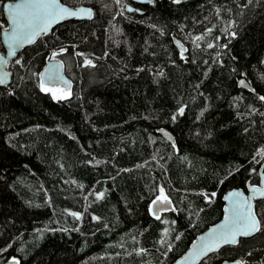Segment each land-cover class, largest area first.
I'll list each match as a JSON object with an SVG mask.
<instances>
[{"label": "trees", "instance_id": "obj_1", "mask_svg": "<svg viewBox=\"0 0 264 264\" xmlns=\"http://www.w3.org/2000/svg\"><path fill=\"white\" fill-rule=\"evenodd\" d=\"M62 1L95 14L19 50L0 85V264H170L222 216L225 190L264 171V0ZM50 56L66 95L41 88ZM254 203L257 233L199 264H264Z\"/></svg>", "mask_w": 264, "mask_h": 264}, {"label": "water", "instance_id": "obj_2", "mask_svg": "<svg viewBox=\"0 0 264 264\" xmlns=\"http://www.w3.org/2000/svg\"><path fill=\"white\" fill-rule=\"evenodd\" d=\"M138 4H145L149 0H131ZM23 0H4L2 3V12L4 19L6 21V27L0 31V39L3 46V51H0V77L5 79V82L0 85H6L10 83L12 79V71L8 67L9 60L12 59L16 53L22 48L33 44L40 36L48 34L52 29L59 23L69 20V19H90L94 16V9L92 6L85 4H78L71 6L62 0H59L60 4L72 11H78L79 9L90 10L91 15L79 14L77 16H64L62 19H55L47 25V31L40 32L39 35H36L33 38L32 43H23L22 45L18 43H12V29L14 27L12 21L9 19V5H15L16 3H21ZM129 10L134 9L132 3L127 4ZM139 10V9H138ZM22 12H28L26 9H21ZM45 16L43 13L35 21V29L44 26ZM173 41L180 50L181 54L185 55L186 46L181 42L180 39L174 37ZM12 43V47L15 50L14 55H9V44ZM39 79L41 84L47 87H60L63 90H70L72 87V80L65 73L63 62L57 58L50 56L43 67L39 71ZM243 82V83H242ZM238 85L242 88L248 89L251 87V84L244 75V72L241 73V77L238 79ZM158 131L169 141H173V134L170 133L167 129L161 127ZM259 183L248 184L246 189L241 187H231L225 190L222 199V216L210 223L202 231L196 234L195 238L189 244L187 249L177 258H175L170 264H199L203 258L209 255L212 252L220 250L225 245L237 244L241 238L250 237L257 233L260 227V221L255 208V200L264 198V171L262 168L259 170ZM233 193H238L239 195H232ZM155 201V203H154ZM151 204V211L154 215L158 214L160 211L172 209L171 200L167 198L165 201L164 198L155 199ZM239 215L243 219L240 220V224L237 225L234 223V219ZM255 221L258 223V230L249 227H242L246 222ZM215 229V233L213 232ZM236 231V241L235 243H219L217 247L216 243L213 241L218 239L221 233H226L229 231ZM241 231L250 232L249 235L239 234ZM230 238V237H229ZM205 245H208L213 250H205ZM1 264H19V261L16 259H7ZM218 264H245L240 258H225L222 259Z\"/></svg>", "mask_w": 264, "mask_h": 264}, {"label": "snow or ice", "instance_id": "obj_3", "mask_svg": "<svg viewBox=\"0 0 264 264\" xmlns=\"http://www.w3.org/2000/svg\"><path fill=\"white\" fill-rule=\"evenodd\" d=\"M174 2L179 3L180 0H174ZM9 19L12 21L14 27L12 29V43H18L22 45L23 43H32L33 38L36 35H39L40 32L47 31V25L51 23L55 19H62L65 15L66 16H77L79 14L90 16V10L79 9L78 11H72L68 8L63 7L59 0H23L21 3H16L15 5H9ZM21 9H26L28 12H22ZM43 13L45 16L44 26L39 28L38 30L35 29V21ZM12 43L9 44V55H14L15 50L12 47ZM212 45H209L211 47ZM90 63V62H89ZM5 79L0 77V84H3ZM243 83V82H242ZM42 90H49L44 89L43 84H41ZM264 99V97H261ZM181 113L183 109L180 110ZM100 195H103L102 193ZM161 195H163V189H161ZM232 195H239L238 193H233ZM159 199V197L157 198ZM164 200H167V197H164ZM155 203V201H154ZM74 216H78L76 213H72ZM159 218V217H157ZM243 219L239 215L236 216L234 219V223L239 225L240 220ZM242 227H249L255 230H258V223L254 220L251 222H246L245 225ZM215 229L213 232L215 233ZM239 234L242 235H249L250 232L248 231H241ZM236 231H229L226 233H221L218 239H215L213 242L216 243L217 247L219 243L222 241L223 243H235L236 241ZM230 237V238H229ZM205 250H213L208 245H205Z\"/></svg>", "mask_w": 264, "mask_h": 264}, {"label": "rangeland", "instance_id": "obj_4", "mask_svg": "<svg viewBox=\"0 0 264 264\" xmlns=\"http://www.w3.org/2000/svg\"><path fill=\"white\" fill-rule=\"evenodd\" d=\"M52 92H54V95H56V96H63V95L67 94V91L63 90L61 88H52ZM261 155L264 156V148L262 150V154Z\"/></svg>", "mask_w": 264, "mask_h": 264}, {"label": "flooded vegetation", "instance_id": "obj_5", "mask_svg": "<svg viewBox=\"0 0 264 264\" xmlns=\"http://www.w3.org/2000/svg\"><path fill=\"white\" fill-rule=\"evenodd\" d=\"M127 3H132V4L134 5V9H132L131 12H135V11L138 12L137 9H140L141 4L135 3V2H133V1H131V0H126V1H125V5H126ZM125 8H126V6H125Z\"/></svg>", "mask_w": 264, "mask_h": 264}, {"label": "bare ground", "instance_id": "obj_6", "mask_svg": "<svg viewBox=\"0 0 264 264\" xmlns=\"http://www.w3.org/2000/svg\"><path fill=\"white\" fill-rule=\"evenodd\" d=\"M150 1V0H149ZM80 4H84V3H80ZM128 4V3H127ZM127 4L125 5L126 6V10L128 11V12H131L132 10H129L128 8H127ZM78 5V4H77ZM85 5H89V6H92V5H90V4H85ZM93 7V6H92ZM93 9H94V7H93ZM138 10V9H137ZM140 10H138V12H139ZM94 14H95V9H94ZM177 38V37H176ZM179 39V38H178ZM163 128H165V127H163ZM166 129V128H165ZM168 130V129H167ZM169 131V130H168ZM170 132V131H169ZM160 133V132H159ZM171 133V132H170ZM161 134V133H160ZM163 136V135H162ZM263 167V166H262ZM261 167V168H262ZM12 259H15V258H12ZM17 260V259H16Z\"/></svg>", "mask_w": 264, "mask_h": 264}]
</instances>
